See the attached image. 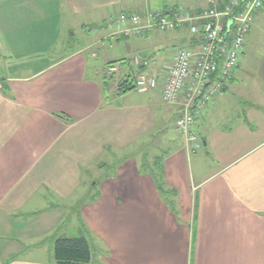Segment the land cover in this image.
<instances>
[{"label":"crops","instance_id":"obj_1","mask_svg":"<svg viewBox=\"0 0 264 264\" xmlns=\"http://www.w3.org/2000/svg\"><path fill=\"white\" fill-rule=\"evenodd\" d=\"M4 2L14 12L0 15V264H56L54 241L78 237L88 264H264V75L247 83L244 71L254 28L190 141L161 89H116L115 79L160 77L172 63L174 52L151 57L150 33L108 27L151 11L147 0L44 2L59 15ZM74 28L82 40L72 48ZM165 35L191 46L185 29ZM109 64L119 77L105 76ZM156 146L168 149L159 165L146 151Z\"/></svg>","mask_w":264,"mask_h":264},{"label":"built area","instance_id":"obj_2","mask_svg":"<svg viewBox=\"0 0 264 264\" xmlns=\"http://www.w3.org/2000/svg\"><path fill=\"white\" fill-rule=\"evenodd\" d=\"M262 10L264 0H207V6L199 10L120 14L112 24L123 26L121 33L126 37L186 29L191 44L174 51L172 63L162 76L136 72L129 83L138 93L161 89L164 103L181 108L174 130L195 141L191 133L195 117L224 89ZM106 70L111 77L119 76L117 64L107 65Z\"/></svg>","mask_w":264,"mask_h":264},{"label":"rangeland","instance_id":"obj_3","mask_svg":"<svg viewBox=\"0 0 264 264\" xmlns=\"http://www.w3.org/2000/svg\"><path fill=\"white\" fill-rule=\"evenodd\" d=\"M4 1L5 0H0V15L4 12H10V13L14 12L12 9L13 6L11 4H9V5L5 4ZM10 1L12 2V0H10ZM10 1L8 0V3H10ZM30 1H33V4H32V6L27 5L26 12H31L32 8L34 7L35 10H33V11L37 12L38 14H41L42 13L41 11L43 9L44 12L46 11L45 14L59 15V10L55 6V3H53V5L50 4V2L44 3L47 0H29V2ZM147 2H148V6H146L147 9H149L153 12H162V13H166L167 11L172 12L175 8L180 9V7L183 6L182 0H147ZM206 3H207V0H206ZM205 6H207V4H205ZM7 8L9 10H7ZM64 10L67 12L66 7L64 8ZM64 14L66 15V13H64ZM129 15H132V14H129ZM135 15H137V14H135ZM81 17L82 16L77 17V18H75V17L73 18L74 21H71V22L73 23L74 27L80 21ZM112 22H113V20H112ZM112 22H110L108 24V27H111V26L114 27L115 26V28H118V26H116L115 24H112ZM255 22L256 23L253 26V28H254L253 34L256 36V38L252 43V47L250 49L249 48L246 49V53L248 52V54H246V53L244 54L245 62L248 65L247 67L244 68V71H246L248 74H250L252 76L251 78H249L248 76L245 77V81H247V83H251L253 79H255V80L260 79L261 75L262 74L264 75V10L260 11L256 15ZM83 23H86V22H83ZM92 29H94V28H91V30ZM122 30H123V26H122V28L120 27L119 32L121 33ZM185 31H186V29H185ZM70 34H72V35L74 34V35L73 36L71 35L68 38V39H70L69 46L72 48L80 46V43L82 40V37H81L82 32L80 31V29L74 28L72 31H70ZM165 34H170V33H163V32L150 33L147 37V40H146V42H147L146 48L150 49V55L152 58L157 59V63L162 62L163 58H165L164 57L165 53L166 54L171 53V52L173 53L177 49L188 48V46L184 45V44L183 45L170 44V42L168 41V38L171 35H165ZM154 35H161L162 37L163 36H168V37L164 41L161 40L162 41L161 42L160 40H156V41L153 40L152 36H154ZM142 40H144V39H142ZM159 42H161V43H159ZM156 47H161V48L155 49ZM151 50H154V51L152 52ZM240 61H241V58H240ZM105 76L107 78L111 77V76L107 75L106 69H105ZM132 78H133V75H132ZM115 81L117 82L116 89H117V91L120 92V85L122 83H124V81H121L118 79H115ZM248 89H249V87L246 86L245 91L247 93H248ZM245 91H241V93L244 94ZM207 107L204 109V111L207 109ZM156 147L157 148H148V150H146V151H147V153H149V155H152L154 157V159L156 158L155 162L157 165H159L161 158L163 157V155H165L164 153L166 151H168V149L160 148L158 146H156ZM150 157L151 156H149V159H150ZM141 169H147V166L141 165ZM96 172H98V171L96 170ZM97 174L98 173H96L94 176L98 177L99 175H97ZM73 224H75V222H73L72 225Z\"/></svg>","mask_w":264,"mask_h":264},{"label":"trees","instance_id":"obj_4","mask_svg":"<svg viewBox=\"0 0 264 264\" xmlns=\"http://www.w3.org/2000/svg\"><path fill=\"white\" fill-rule=\"evenodd\" d=\"M130 90H134L131 83L128 82L127 84V81H124L120 85V93ZM156 183L161 193H164L161 189L160 176L156 179ZM90 254L89 244L84 237L72 239L59 238L53 243V257L56 264H88L91 259Z\"/></svg>","mask_w":264,"mask_h":264}]
</instances>
